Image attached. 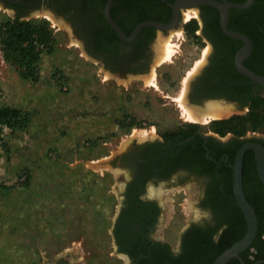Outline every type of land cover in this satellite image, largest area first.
<instances>
[{
	"label": "rangeland",
	"instance_id": "obj_1",
	"mask_svg": "<svg viewBox=\"0 0 264 264\" xmlns=\"http://www.w3.org/2000/svg\"><path fill=\"white\" fill-rule=\"evenodd\" d=\"M49 17L37 13L20 19L46 22L53 31L54 51L43 52L38 81L22 78V70L4 59L0 34V108L30 115L26 129L0 131V264H45L66 249H73L71 259L94 257V264H127L117 255L111 237L125 177L111 170L112 159L107 157L129 141H141L156 130L171 131L178 123L221 137L229 134H223L226 126L218 124L221 120L194 123L179 103H165L182 96L185 81L204 60L197 35L188 31L195 20L160 35L156 64L165 42L175 52L141 82L113 79L102 65L94 64L68 28ZM8 22L13 18L1 12L0 29ZM233 111L222 120L243 117L244 135L264 134V103H253L249 111ZM182 199L184 208L179 207L173 220L162 222L173 243L202 213L190 196Z\"/></svg>",
	"mask_w": 264,
	"mask_h": 264
},
{
	"label": "flooded vegetation",
	"instance_id": "obj_2",
	"mask_svg": "<svg viewBox=\"0 0 264 264\" xmlns=\"http://www.w3.org/2000/svg\"><path fill=\"white\" fill-rule=\"evenodd\" d=\"M109 1L0 0V13H9L13 21L48 14L68 28L94 64L102 65L113 79L141 82L151 76L153 69L157 71L160 35L165 37L195 20V35L204 60L189 79L185 102L202 112L213 103L233 107L235 113L249 111L253 103H264V87L240 70L244 68L264 79V0H205L206 4L201 0H112L111 17L128 39L143 23L172 24L177 13L175 29L146 26L131 40H122L108 23ZM224 24L229 32L247 41L227 34ZM248 44L250 54L238 61ZM180 118L187 122L182 113ZM248 143L264 147V134L229 133L221 137L178 123L171 131L159 134L156 130L141 141H129L122 151L107 157L112 159L111 170L125 177L122 205L111 232L119 258L127 264H189L192 241L198 235L209 237L214 233L212 239L216 242L229 227L237 230L244 215L234 196V165L238 152ZM243 188L256 215L258 211L261 216L264 229V184L253 150L244 154ZM170 195L178 199H168ZM183 196L194 199L202 213L183 227L173 243L166 237L168 226H162V222L174 219L183 207L179 201ZM257 245L244 255L257 250L264 255V234ZM72 250H64L45 264H94V257L71 259Z\"/></svg>",
	"mask_w": 264,
	"mask_h": 264
},
{
	"label": "trees",
	"instance_id": "obj_3",
	"mask_svg": "<svg viewBox=\"0 0 264 264\" xmlns=\"http://www.w3.org/2000/svg\"><path fill=\"white\" fill-rule=\"evenodd\" d=\"M198 29L197 23L188 25V31L192 34ZM4 59L19 67L22 78L32 81L39 79V62L44 51L52 53L54 51L55 38L49 24L32 23L15 20L6 23L1 29ZM247 119L243 117H233L228 120H221L219 125L226 126L225 133H233L237 136H243L247 130ZM30 115L24 114L19 109L9 107L0 108V131L3 128L11 130H23L29 126ZM29 180V178H28ZM258 216V233L251 249L258 247V242L262 240L264 229L261 224V216L257 211ZM237 230L229 227L222 234L218 241L212 239L213 234L209 237L206 235H198L192 241V248L189 253V264H213V262L225 250L230 248L236 242L240 241L247 232V224L244 217L237 224ZM250 256L255 257L252 259ZM245 264H254L259 259H264L259 250L255 254L240 255ZM229 264H241L239 260L233 259Z\"/></svg>",
	"mask_w": 264,
	"mask_h": 264
},
{
	"label": "water",
	"instance_id": "obj_4",
	"mask_svg": "<svg viewBox=\"0 0 264 264\" xmlns=\"http://www.w3.org/2000/svg\"><path fill=\"white\" fill-rule=\"evenodd\" d=\"M200 3L206 4V1L201 0ZM111 4H112V0L109 1L108 6L106 8V18L110 26L114 28V30L118 33V35L120 36L122 40L133 39L135 35L139 32V30L146 26H158L160 29H164V30H172L178 26L177 13L175 12V18L172 24L168 26H161L153 22L143 23L136 29L133 36L130 39H128L126 38L124 33L121 31V29L118 27V25L114 22V20L111 17V14H110ZM223 27L227 34L234 36V37L242 38L245 41H247L244 36L238 33L229 32L227 30L226 24H224ZM250 52H251V46L248 44V46L239 53L238 61H241L242 59L247 57L250 54ZM240 70L244 74L249 76L255 83H258L259 85L264 87V79L261 76L248 72L244 68H240ZM248 150H253L256 153L258 173L264 184V147L256 143L245 144L238 152L236 160H235L234 175H233V189H234V196L236 198L238 206L241 209L245 217V220L247 222V232L240 241L236 242L230 248L225 250L220 256H218L217 259L213 262V264H229V262L232 261L233 259H238L241 264H245L244 261L241 259L240 255L252 247L253 242L257 236L258 217L256 215L255 209L252 207V205L247 200L245 193H244V188H243V160H244V154ZM261 263H264V260L258 261L255 264H261Z\"/></svg>",
	"mask_w": 264,
	"mask_h": 264
},
{
	"label": "bare ground",
	"instance_id": "obj_5",
	"mask_svg": "<svg viewBox=\"0 0 264 264\" xmlns=\"http://www.w3.org/2000/svg\"><path fill=\"white\" fill-rule=\"evenodd\" d=\"M49 19L51 21H53L54 23H57L56 20L52 16H50ZM169 43L170 42L167 41L164 44H162L163 50L161 52L160 59L158 60L159 65L167 63L172 59V56H173V53L175 52V50L173 51L170 48ZM160 50H161V47L159 49V53H160ZM154 76H152L151 79L149 80L150 83L152 82L151 80H152V78H154ZM185 82L186 83L184 85L185 86L184 91L182 93V96L178 100H179V105L182 108L183 114L192 122H194V123H209L212 120H222V119L229 118L230 116H232L234 114L233 113L234 111L231 107H228V106L225 107V106H222L220 104L209 103L206 107V110L203 112L200 111V109H197L195 107L190 106L188 103L185 102L189 80H187Z\"/></svg>",
	"mask_w": 264,
	"mask_h": 264
}]
</instances>
